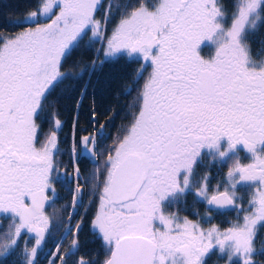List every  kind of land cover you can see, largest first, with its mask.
<instances>
[{"label": "snow or ice", "instance_id": "obj_1", "mask_svg": "<svg viewBox=\"0 0 264 264\" xmlns=\"http://www.w3.org/2000/svg\"><path fill=\"white\" fill-rule=\"evenodd\" d=\"M103 7L102 0H34L12 22L20 31L0 36V217L10 218L14 229L0 243V256L10 254L22 234H32L25 259L37 264L52 230L46 206L65 167L55 159L61 123L56 119L42 140L38 121L51 90L73 76L64 71L70 53L91 33L92 40L106 41L99 50L105 58L127 54L142 61L137 83L148 72L138 111L113 147L99 151L104 125L79 140L90 157L106 156L91 220L107 248L103 264H205L213 249L229 264H254L264 230V56L253 52L249 37L264 24V0H233L231 6L225 0H135L116 9L120 19L111 35V5L96 18ZM72 152L75 159V142ZM206 158L228 162L227 177L215 188L207 176L197 179ZM71 179L73 211L49 264H100L86 256L72 261L81 248L82 220L72 223L83 198L78 166ZM240 190L250 195L247 207ZM189 193L209 214L236 211L237 222L206 229L169 211Z\"/></svg>", "mask_w": 264, "mask_h": 264}, {"label": "trees", "instance_id": "obj_2", "mask_svg": "<svg viewBox=\"0 0 264 264\" xmlns=\"http://www.w3.org/2000/svg\"><path fill=\"white\" fill-rule=\"evenodd\" d=\"M107 1L103 0L104 7H106ZM134 2L135 0H112L111 7L117 11V8ZM33 3L34 0H0V36L15 35L19 32L20 29L15 27L12 22L22 19L31 10ZM225 3L231 6L233 0H225ZM104 7L101 10H104ZM102 16L103 11L100 16L101 19ZM260 29L264 33V24L260 25ZM77 49L79 53L76 58L80 61V67L87 69V71L84 72L76 86H72L70 82H67V94L72 96L71 100H60L59 102L54 100L53 104L45 105L43 110V117L48 118L49 122L58 119L64 126V131H61L58 135L59 152L55 158L58 162L60 160L62 165L66 162L70 171L73 169L72 146L74 142L78 146L82 136L94 133L93 131L99 129L100 125H104L103 137L98 139L99 151L104 153L106 149L113 146L126 133L138 111V97L143 85V78L139 79L138 83L136 82L139 65L135 60L130 59L127 62L124 58H110L102 63L96 61L95 70L93 71L91 65L94 59L95 47L93 46L90 53H87V50L83 52L85 46H80ZM89 71L90 76L86 89L80 102L77 103L84 78ZM123 74L127 82L123 78ZM73 76H75V72ZM125 83L128 86L127 91ZM65 91L58 88L56 95L61 96ZM93 111L96 113L95 124L92 123ZM97 161L98 157H96L95 163L90 161L85 164L76 163V166L79 167V183L84 190V200L80 204L81 210L76 209L74 214L75 223L82 220V231L79 234L81 248L79 253L72 257L73 262L80 256H86L93 261H99L101 264L107 254V248L91 230V220L98 208V195L102 191L101 185L103 186L104 180L103 172L97 167ZM72 192L73 182L62 181L57 185V196L50 203L48 213L51 217L54 215L55 218H53V226L47 242L48 257L50 256L49 253H53L55 245L61 242L60 237L72 202ZM69 242L70 239L63 241L62 250L68 248ZM95 245L97 246L94 247ZM91 248L95 249L92 250ZM261 248H264V245L259 243L257 254L259 264L264 262V256L259 254ZM24 259L21 248L16 246L10 254L0 256V264H21Z\"/></svg>", "mask_w": 264, "mask_h": 264}, {"label": "flooded vegetation", "instance_id": "obj_3", "mask_svg": "<svg viewBox=\"0 0 264 264\" xmlns=\"http://www.w3.org/2000/svg\"><path fill=\"white\" fill-rule=\"evenodd\" d=\"M112 0L107 1L106 7H104V10H101L98 12L96 18L101 19L100 16L102 15L105 11L108 10L109 6L111 5ZM103 2V0H102ZM120 15L117 11L112 8V15L109 17V23L107 24V35H111L112 30L115 28V26L119 23ZM261 25V24H260ZM260 25L257 29L253 31V33L249 37V42L250 46L253 50V52L258 56H264V33H262V29H260ZM80 46H85V49L83 52L86 50L88 51L87 53H90L93 50V46L95 47V53H94V59L93 61H100V63L105 62L109 60L110 58H105L103 55L102 51H99L100 49L106 47V41L99 40V41H94L91 39V33L88 34V37L83 40V43H80L78 47H76L69 55V57L66 60V63L64 64V71L65 72H78L80 67V61L78 58H76L77 54L79 53L78 49ZM208 49H205V53H208ZM97 57H99L97 59ZM115 58H124L127 62L130 61V59L135 60L138 65V72L141 71V63L142 61L137 58V57H129L127 54H122L119 55ZM114 59V58H111ZM74 65H78L79 67L74 69ZM93 66V63L91 65V68ZM90 68V71H91ZM127 70V68H126ZM125 70V71H126ZM90 71L84 78V83L82 90L80 92V95L78 97L77 103L80 102L81 97L83 95L84 90L86 89L87 82L89 80L90 76ZM124 71V69H123ZM150 71V69H148ZM148 72H144L143 74V84L145 79L147 78ZM123 78L126 79V77L123 74ZM81 79V78H80ZM80 79H76L75 76H72V78L66 79L63 82L57 84L52 90L51 93L48 95L47 102L45 105H48L49 103L53 104L54 100H57L58 102L60 100H71V97L69 94H67V82H70L72 86H76L77 82ZM127 82V79H126ZM127 86V83H125V87ZM143 87V85H142ZM60 89H64L65 92L61 94V96L56 95V91ZM128 90V86L126 91ZM56 97V98H55ZM58 97V98H57ZM44 105V106H45ZM56 119H54L52 122H49L48 118L43 117V112L41 113L40 120L38 123L41 125V139L43 140L44 136L47 135V132H50V130L54 127V122ZM100 129H95L91 134L87 135H95ZM61 131H64V126L61 123V127L57 130V136ZM103 134H104V129H103ZM99 139V137H98ZM73 148V146H72ZM241 161L243 163H248L249 162V156L245 151H241L240 153ZM56 159V158H55ZM75 160V162H74ZM73 160V168L77 167V164H85L87 161H91L90 158L82 156L81 155V147L78 143V146H76V155L75 159ZM96 161V157H95ZM58 162V161H57ZM61 164L60 160L58 162ZM93 163V162H92ZM95 163V162H94ZM228 162L227 161H219V160H212L211 158H206L197 168V179L202 178L204 176H207L210 181V188H215L218 183H221L224 181L227 177V172H228ZM64 168H61L59 171V175L61 177L62 181H71L72 179V170L70 171L68 164L65 162ZM60 182L55 184V193L57 191V185ZM81 191L83 192V187L81 188ZM237 195L241 198L243 201V204L245 207L248 206V201L250 199V195L245 192L244 190H240ZM83 199V198H82ZM51 201V200H50ZM82 201V200H81ZM80 201V203H81ZM83 202V201H82ZM49 205L46 206V210L48 209ZM169 211L172 212H177L181 217L184 215H187L189 219H193L196 221H199L204 228H209L212 226H216L220 228L221 230L226 229L228 226L231 224H234L237 222V213L236 211L232 209H222V210H213L211 214H209L207 210V205L204 204L202 201H199L195 198L194 194L189 193L185 200L182 202H178L174 206H170ZM47 215L49 214L46 212ZM242 221V216L240 217ZM92 230V228H91ZM92 232H94L92 230ZM14 233V229L12 227V221L10 218L7 217H0V242H6L9 239L10 234ZM98 237V235H96ZM47 242H48V235L46 237V240L44 244L41 246V248L38 250V254L36 257L37 264H49L48 261V247H47ZM264 230H261L258 232V238L255 242L256 248L258 250L259 243H262L264 245ZM34 246V239L32 238V234H22V237L18 240L17 242V247L21 248L22 250V255L25 257V249L27 250ZM95 245L94 247H96ZM94 250L95 248H91ZM30 252V251H29ZM79 259V257H78ZM77 259V260H78ZM259 258L258 255L254 256V264H259ZM264 264V262H261L260 264ZM21 264H27L26 259H24ZM103 264V262L101 263ZM205 264H229V261L227 260L226 255H223L219 253L218 249H213L212 252L205 258Z\"/></svg>", "mask_w": 264, "mask_h": 264}, {"label": "rangeland", "instance_id": "obj_4", "mask_svg": "<svg viewBox=\"0 0 264 264\" xmlns=\"http://www.w3.org/2000/svg\"><path fill=\"white\" fill-rule=\"evenodd\" d=\"M49 132H47V134H48ZM111 147H113V146H111ZM110 147V148H111ZM109 149V148H108ZM108 149H106V151L108 150ZM105 151V152H106ZM103 153V152H102ZM71 159H72V161L74 160V157H73V152H72V149H71ZM105 159H106V156H98V161L96 162V164H97V167L103 172V179H104V177L106 176V172H105V168H104V165H105ZM74 162H75V160H74ZM75 168V167H74ZM74 168L72 169V177L74 176ZM72 181V180H71ZM101 187H102V185H101ZM75 189V183L73 182V190ZM57 196V191H56V193L54 194V196L51 198V201L52 200H54L55 199V197ZM98 197H99V195H98ZM84 200V198L82 199V201ZM51 201H50V203H51ZM81 201V202H82ZM50 203H49V206L47 207L48 209L46 210V212H49V208H50ZM81 203H79L78 204V206L76 207V209L77 210H81L80 208H81V205H80ZM71 205V204H70ZM76 209H75V211H76ZM72 209H71V207H69V214L70 213H72ZM49 215V217H51L50 216V214H48ZM52 219L53 218H55L54 217V215H52V217H51ZM66 223H67V221H66ZM72 223L74 224L75 223V219L73 218V220H72ZM65 235V231L63 230V233L61 234V237H60V241H61V239H62V237ZM48 239H49V235H48ZM70 243H71V240H70V242H69V244H68V247H69V245H70ZM28 251H30V248L28 249ZM53 252H55V249H54V251ZM52 259V257L51 256H49L48 257V261H50ZM27 262V261H26Z\"/></svg>", "mask_w": 264, "mask_h": 264}, {"label": "water", "instance_id": "obj_5", "mask_svg": "<svg viewBox=\"0 0 264 264\" xmlns=\"http://www.w3.org/2000/svg\"><path fill=\"white\" fill-rule=\"evenodd\" d=\"M81 155L90 158L93 163L95 162V158L90 157L89 154L87 152L83 151L82 148H81Z\"/></svg>", "mask_w": 264, "mask_h": 264}]
</instances>
